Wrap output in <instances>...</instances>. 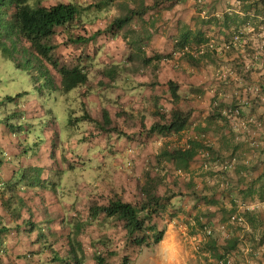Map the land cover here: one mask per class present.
<instances>
[{
	"label": "crops",
	"instance_id": "0c3cea01",
	"mask_svg": "<svg viewBox=\"0 0 264 264\" xmlns=\"http://www.w3.org/2000/svg\"><path fill=\"white\" fill-rule=\"evenodd\" d=\"M255 1H260L263 5L250 7L249 4ZM69 2L79 7V14L82 12L89 14L87 18L81 16L75 22L78 26L75 29L82 25L78 31L83 29L82 34L86 38L93 35L90 30L98 29L99 24L106 29L113 22L106 14L110 9H114L110 5L98 7L93 2L85 7L78 0L63 3ZM197 2H203V5H198ZM141 3L142 0L138 2L139 7ZM246 5L249 7H245ZM145 6L149 7L141 18L145 21L138 22L135 26L139 29L138 32L143 31V34L148 32L150 35L149 40L145 41L148 47L146 58H151V54L154 53L164 55L171 53V59H153L151 63L147 65L143 63L142 68H137L134 60L136 56L131 53L133 51L127 44L128 39L126 41L121 36L106 34L104 38L108 41L97 52L95 51L97 41L87 46L81 45L80 51L84 50L86 53L82 54V59L75 64L85 69L88 81L71 92L77 94L95 90L98 93V97L89 99L84 112L92 119L102 121L103 113L106 111L113 122L112 126L120 128L124 133L111 132L108 135L105 132L111 127L109 129L106 127L108 130L103 129L102 132L96 124H88L84 115L79 114L81 123L77 126V133L80 136L70 141L71 147H68L64 157L56 154L62 158L58 160L57 167L56 162L49 159L50 149L46 147L41 148V153H35L30 161L23 160V162L28 166L42 168L44 178L49 179L50 173H55V182L58 181L65 189L66 202L62 204L63 196H58L55 189L50 192L47 190L43 194L38 191V195L40 193V196H45L44 206L50 214L54 215L58 212L64 216L65 221H69L72 217L77 218L78 215L84 214L85 206L89 205L90 199L96 193V186L100 185V183L95 185L87 183L88 181L82 177L86 168L89 167L93 171L94 168L98 169V166L91 164V160L95 163L94 159L99 157L100 162L105 164L104 167H108L112 162L117 167L120 165L119 156L129 155L127 148L130 141L145 140L146 137L149 149L142 151L140 161H143L151 153L152 142L167 137L148 135V133L144 136L140 133L141 127L145 125L148 130L160 120L157 112H167L166 108H171V111L173 109L190 111L188 125L181 132L186 134L184 137L186 147L189 140H196L205 147L198 152L189 169L184 172L189 180L199 175L205 182L206 189L203 190V194H199V198L193 196V193L187 198L189 208L190 203L196 204L195 202L200 201L191 209V212L195 210L197 214L193 215L195 223H187L190 226L189 232L192 235L194 233L193 238L190 237V243L193 240L201 242V251L197 256L186 252L187 255L177 257V264H262L259 261L261 257L256 256L259 254H254L258 258L256 260L249 254L250 249L247 246L243 249L239 243L246 232L252 234L247 233L246 236L252 240V243L253 233L259 230L264 232V40L259 39L260 34L257 32L259 28L257 19L262 18L264 0H171V6L165 8L145 0ZM134 8L136 7L131 6L128 10ZM187 31L201 32L203 39L208 41L205 44L192 45L186 50L195 57H200L203 53L211 54V60L202 61L199 67L191 66L182 59L185 50L181 51L182 53L175 52L176 43ZM115 66L118 73L111 80L105 73ZM151 68L157 70L152 72ZM197 74L207 79L216 76L220 81L214 83L211 80L206 81ZM54 78L56 89H61V79L57 74ZM231 79L236 81L235 87L229 86ZM169 81L175 82L179 87L180 102L177 103V107L172 104L173 100L167 85ZM247 91L250 92L248 95L252 101L246 102L242 107V116L237 122L228 120L224 114L228 107L227 102L241 103ZM80 95L86 99L85 94ZM160 96H163V99L159 104H155L154 101L159 100ZM166 100L171 104L165 105L164 108L160 107ZM217 100L221 102L220 107L216 106ZM72 119L74 121L75 117L73 116ZM128 119L132 121L130 127ZM76 123L72 122V125L75 126ZM49 140L51 141L52 138ZM89 141L92 143V150L87 146ZM99 148L104 149L103 153L97 152ZM52 150L56 152L54 148ZM105 154L110 159L105 158ZM136 154V157H139V151ZM114 180H116L115 175ZM104 184L106 190L117 188L116 183L112 186L104 181ZM52 196L56 201L54 204ZM212 201L216 204L211 205ZM40 203L42 206L40 197H36L31 205ZM223 204L237 209L234 214L229 215V218L232 217L233 220L237 218L236 224L245 230L237 231V228L229 227L225 214L215 211L214 208L220 207L218 209L224 212L221 209L224 208ZM63 206L67 210H63ZM203 206L206 209H203ZM203 210H205L204 214L200 213ZM175 224L176 221L171 219V249L174 254L179 243L177 235L188 230L185 225V228L179 227L177 231ZM194 224L199 228L204 226V230L208 227L213 229L214 237L217 235L216 232L234 238L241 233L242 235L237 239L238 243L234 250L228 251L225 255L220 250L224 258L218 260L213 256L216 252L210 251L206 244L212 240L216 241L218 246L221 244L214 238L209 241L201 239V231ZM168 232L170 230L165 232L159 244L163 243ZM156 248L157 246H154V250Z\"/></svg>",
	"mask_w": 264,
	"mask_h": 264
},
{
	"label": "rangeland",
	"instance_id": "374dc122",
	"mask_svg": "<svg viewBox=\"0 0 264 264\" xmlns=\"http://www.w3.org/2000/svg\"><path fill=\"white\" fill-rule=\"evenodd\" d=\"M66 1L73 0H29L30 4L40 3L42 6H51ZM98 1L99 0H78V2H81L85 7H87V5L91 3L93 4V2L97 3ZM148 1L152 4L158 2L159 6H162L164 8L171 6V0ZM138 2H140V0H113L111 2L112 5L110 4V6L114 9H110V12L106 13L107 18L110 19V21H114L117 18L125 17L128 13V7L135 6L136 8H139ZM257 2L261 4V6L263 5L260 1H255L254 3ZM197 3L198 5H203V2ZM8 8L10 7L8 6ZM8 8L7 6H5V4H0V24L4 19V16L7 15ZM261 13L262 18L257 19V24L259 26L257 32H259L260 34H258L259 39L264 40V10H261ZM87 15L89 14L82 12V14H78L75 21H73V23H71L68 27L57 29V35L54 38L55 43L59 45L58 50L55 49L53 55L55 59H58L59 64H65L67 66L74 67L75 64H77L80 59H82V54L86 53L84 50L82 52L80 51V45L73 44L71 40L69 41L68 39L85 37L84 34H82L83 29L81 31H78L80 30V27L82 25L79 26V28L75 29V27H78L77 25H75V22H77V20H79L81 16L87 18ZM144 21L145 20H142L141 18L140 20L134 18L128 25H126L117 33V36H121L126 41L128 39L127 44L130 47L132 46L131 49L133 52L131 53H134L133 55L136 56L134 60L135 66L137 68H142L141 66L143 64V60L147 59L146 54L148 51V47L145 41L149 40L148 38L150 35L148 32L144 34L143 31L138 32L139 29H137V26H135L138 22ZM98 27V29L90 30V32H92L93 34L96 33V38L93 42L94 44L97 41L95 43L96 52L97 50H99V48L102 47V45H104V43H107L108 41H105L104 35L110 34L108 32V28L103 29L100 24L98 25ZM1 30L2 29L0 28V31ZM0 41V43H6L5 41L9 40H6L2 37L0 38ZM7 44L8 46H10V43ZM24 47L25 46H23L22 44H18V51L13 48L15 50L13 54L15 58L10 56L9 54L4 53V48H0V120H2V123H4L3 120H5L11 126L10 140L18 144L19 148L21 149V152L19 153L21 155H12L9 160L11 163L16 164H19L23 160L30 161L34 157L35 153H41V148L46 147L50 149L49 159L56 162L57 167L58 160L62 158L56 154L64 157L68 147H71L70 141L80 136L79 133H77V126H80L81 123L79 121V114L82 116L87 115V113L84 112V108L87 107V102L91 97H98V93L95 90H88V93L78 92L77 94H74L72 92L64 93L60 89H56L54 84V82L56 81H54L53 79H55L54 77L57 72L49 70V73L51 74H46L45 69L42 67V64L33 59L29 60L27 55H23L21 53ZM186 50L188 49H185L184 52H187ZM178 51L182 53L180 50ZM158 55L164 56V54L154 53L153 55L151 54V57L157 60ZM16 60L21 64L20 66L17 65ZM40 67H42V72L39 69ZM156 70L157 69L151 68L152 72H155ZM197 75L201 79L206 81L211 80L213 81V83L220 81L216 78V76L214 78L211 77V79H207L203 78L200 74ZM229 82V86L235 87L236 81L234 79H231ZM249 84L250 83L248 82V87L250 86ZM249 93V91L246 92V96H243L245 97V99H243L241 103H239V101L227 102V108L236 106L244 107L246 102L252 101V99H250L248 95ZM80 94H85L86 99ZM158 99L159 100L154 101L155 104H159V102H161L160 100L163 99V96H160V98ZM179 102L180 96L179 100L177 102L173 101L172 104L177 107V103ZM163 104L164 105H160V107L164 108L165 105L171 103L170 101L166 100V102L164 101ZM216 106H221V102H219V100H217ZM166 109L168 111L163 113L167 115L171 112V108ZM12 111H14V115L11 114ZM242 111L243 109L241 108V113L238 119L242 116ZM8 115H11L10 117L12 119L8 120ZM73 116L75 117L74 121H72ZM89 119L91 121L86 118V122H88V124H96L97 128H99L100 131L103 130L100 127L101 124H103V120H94L90 116ZM227 119L230 120L228 117ZM238 119H236V122L238 121ZM72 122H77V125H72ZM130 125H132V121L131 119H128V126L130 127ZM144 126L141 127L140 133L144 134L145 136V134L148 133V130H146ZM110 127H108V129L110 128L109 130L106 128V130L108 131L105 133L108 135L111 132H116L118 134L124 133L118 127L112 125ZM80 128L82 129V127ZM215 129L217 128L215 127ZM84 131H87L86 127ZM185 135V133L168 135L166 136V139L153 141L152 150H150L151 153L148 154V156L144 158L145 160L143 161H140V155L143 154L142 151L149 149L147 147V144L149 143L146 141V137L145 140L132 139L130 141L129 147L127 148L130 156L127 154L126 156H119L120 165H118L117 167L114 166V162L109 164L108 167H104L105 164H103L102 161L100 162L99 157L94 159L96 160L95 163L91 160V164H95V167L98 166V169L94 168L95 171H93L88 167L85 169L82 177L83 179H86V181H88L87 183H91L94 185L96 183H100V185L96 186V193H94L92 199H90L89 205L85 206V211L83 212V209L81 210L84 214L78 215L77 218L72 217L69 223H64L65 225L69 224L67 232H64L62 230L56 232V230H52L51 228L46 227L45 235L46 237L48 236V239L47 241H43V243L41 244V249H39L41 252H37V250L33 248V240H31V236L29 235V233L23 231L25 227L22 225L23 229L20 231L18 239L15 242L12 239L11 243L9 241L10 249L12 250V252L14 250L18 251L21 249L20 251L22 255L19 256L20 258L24 259L26 264H54L53 254H51L49 251L44 254V251H46V247L43 244L45 242L50 243L52 247H54L56 250H59L60 253L65 254L64 252H62L63 250H61L62 242L60 236L64 235L65 237L70 232H72L73 235L75 233V225L80 223L81 220H87L88 210L92 204L107 205L108 201L114 195H120L124 198V201L130 202L135 205H141L146 203L151 196H157L164 199L165 207L160 209L157 214L152 215V224H156L160 231L167 232V230H170L165 238V240L167 239L170 248L171 219L176 221L175 230L177 231L179 230V227L185 228L186 225L188 230L185 231V233L181 232L179 233V235H177L179 238V243L176 245L177 249L175 251V255L176 257H183L184 255H187L186 252H188L192 255L197 256L201 251V242L193 240V242L190 243V237H192L194 233L192 235V233L189 232L190 226L187 222L195 223V216L193 215L197 214L195 213V210H192L194 212H191V209H193V207H195L197 203H200V201L195 202L196 204L190 203L189 208V200L187 198L190 197V193H193V196L199 198V194H203V190L206 189L204 186L205 182L199 175L189 180L184 172L175 171L171 163L162 158V152L165 150L172 151L177 148L186 147L184 138ZM51 138L52 140L50 141L49 139ZM156 138L158 137L156 136ZM0 140L2 141V143L5 141L2 136L0 137ZM134 142H137L138 144ZM87 146H89V148H91L92 150L91 141L87 142ZM52 148H54L56 152L53 151ZM98 151H100L99 153H103L104 149L99 148L97 152ZM138 151L140 154L139 157H136V153ZM105 155V158H109L107 154ZM109 159L106 160L108 161ZM114 175L116 180H114ZM48 178L49 183L45 184V186L48 187V190H51L56 178L55 173H50ZM22 179H24V177H22ZM104 181L110 183V185L112 186H114V183H116V190H106L107 187L105 186ZM21 182L27 189L29 185L28 179ZM55 183L56 194L58 196H63V198L61 199V202L63 204L66 202V199L64 198L65 189L58 181ZM119 185H121V187ZM125 185L126 190H124ZM200 206H202V204H200ZM223 207L224 208H221L222 210L225 209L226 211H229L227 209H231L229 205L227 206L223 204ZM203 209H206L205 206H203ZM214 209L215 211H220L225 214V219L228 220L229 227L233 229L237 228V231H239V229L245 230L242 226L236 224L237 218L236 220H233L232 217L229 218L230 213H225L219 209L217 210L216 208ZM63 210H67V208L63 206ZM3 211L4 210L0 208V213L5 214L4 217H8L9 222H6L13 227L16 226L17 221L11 222L12 218L8 216V213ZM204 211L205 210L200 213L204 214ZM85 212H87V214ZM144 215L146 214H142V217H144ZM51 218H56V213H54ZM18 220H20V218H18ZM229 220H231L232 223L229 222ZM21 221L22 219L19 223H21ZM91 223L92 222L87 221L81 232H79L78 235L76 234L77 236H71L73 237L75 250L77 251V257L82 261V264H123L124 259H127L129 264H162L161 249L165 240L162 244L155 245L157 246L156 250H154V246H152L153 249H150L145 245L142 247H137L129 242L127 230L122 221H119L116 218H107L102 214L93 224ZM57 225H60V223H57ZM147 225H149L148 222ZM194 225L201 231V239L209 241L211 240V238H214L221 245H224L229 241H237V239H240L242 235L241 233L240 236H236L234 238L229 235L226 236L221 232H216L217 235L214 237L213 229L208 227L204 230V226L199 228L196 224ZM207 230L212 231L211 235L207 234ZM247 233L248 235H252L250 232H246V235L239 243L240 247L245 249V246H247L248 249H250L249 252L251 251L249 254L252 255L256 260L258 259L257 257H261V260L259 261L264 264V232L262 230H259L257 233H253V243L249 237H246ZM152 234L153 233L151 232L150 235ZM68 237H70V235L65 238L68 239ZM34 249L35 252H31ZM251 249H253V251ZM254 254L259 255H256L257 257H255Z\"/></svg>",
	"mask_w": 264,
	"mask_h": 264
},
{
	"label": "trees",
	"instance_id": "16d2710c",
	"mask_svg": "<svg viewBox=\"0 0 264 264\" xmlns=\"http://www.w3.org/2000/svg\"><path fill=\"white\" fill-rule=\"evenodd\" d=\"M112 1L113 0H99L96 5L98 7L109 6ZM0 4H5L7 8L8 6L10 7L8 8L7 15L4 16L0 24V28L2 29L0 31V38L3 37L9 40L5 41L6 43H0V48H4V53L14 57L13 54L15 50H19L18 44H22L25 47L22 49L21 53L27 55L29 60L33 59L42 64L46 74H51L49 70L57 72V76L61 79L60 90L64 93L71 92L88 81V74L85 72L84 68H80L79 66L70 67L65 64L61 65L58 59H55L53 55L55 49L58 50L59 45L55 43L54 38L57 35V29L66 28L75 21L80 10L77 5L70 2H61L51 6H42L40 3L30 4L29 0H0ZM156 4H158V2H156L155 5ZM252 5L258 6L261 4L258 2L249 4L250 7ZM249 6L246 5L245 7L248 8ZM148 9L149 7H146L145 1L142 0L139 8L129 9L125 17L115 19L108 27V32L112 36L117 35L118 31L128 25L132 19L136 17L142 18L147 13ZM95 38L96 33L89 38L79 37L77 39L69 38L68 40H71L73 44L87 46L93 43ZM207 42L208 41L203 39L201 32L194 33L192 31H187L180 36V39L175 45V52L178 50L183 52L186 48L189 50V47L192 45L197 46ZM7 43H10V46H8ZM13 48H15V50ZM171 58L172 54L170 53L164 56L158 55L157 60ZM182 58L191 66L199 67L202 61L206 59L211 60V54L203 53L200 57H195L191 52L187 51L183 54ZM153 59V57L144 59L143 63L147 65L151 63ZM16 62L18 66L21 65L17 60ZM42 67L39 68L41 72ZM117 73L118 71L115 66L108 69L105 74L107 78L113 80ZM167 85L173 101L177 102L179 100L178 85L173 81H169ZM11 114L14 115V111H12ZM10 116L8 115V120L12 119ZM157 116L160 120L155 122L148 129V135L168 136L179 134L186 129L191 112L173 109L167 115L163 113V111L157 112ZM84 118L85 120L86 118L90 120L88 115H84ZM3 121L4 123L0 120V137L2 136L5 140L3 143L2 141L0 142V208L8 213L10 218H15L13 220L11 219V222L17 221L18 224L16 223L14 227L8 224V217L6 218V216L4 217L5 214L0 213V264H26L24 259L20 258L22 255L21 249L12 252L9 245V241L11 243L12 239L14 242L18 239L20 231L23 229L22 225L25 227L23 231L29 233L31 240H33V248H35L37 252H41L39 250L41 249V244L48 239V236L46 237L45 235L46 227L56 230V232H59V230L67 232L69 224H66V226L64 223H69L71 218L69 221H65L64 216L58 212L56 213V218H51L53 214H50L48 209L45 208V196H40V193L43 194L48 190L45 184L49 183V179L43 177L42 168L38 166H28L23 161H19V164L10 162L9 158L12 155H21L19 154L21 149L18 144L10 140L11 126L5 120ZM111 125H113V122L105 111L103 113V124H101L100 127L105 130L106 127H110ZM187 146L188 147L177 148L172 151L165 150L162 152V158L170 162L174 170L185 172L189 169L191 162L194 161L198 152L205 149L203 144L196 140H189ZM22 177H24V179H22ZM26 179H28L29 182L27 189L21 182ZM55 185L54 183L49 192L54 191ZM38 191L40 192L39 195ZM36 197H40L42 206L41 203L38 205H31V202H33ZM52 197V203L54 204L56 201L54 196ZM215 204L216 203L212 201L211 205ZM164 207V199L157 196H151L144 204L135 205L124 201V198L120 195H114L108 201L107 205L92 204L88 210L87 220H81L80 223L75 225V233L73 235H78L87 221L93 224L99 216L103 214L107 218H116L124 223L128 240L132 245L137 247L145 245L151 248L159 244L164 238L165 232L160 231L156 224H152V215L157 214L159 210ZM232 207L231 209H227L229 211L224 209V212L230 213L231 215L234 214L237 209ZM246 211H244V213H246ZM142 214L146 215L142 217ZM18 218H20V220L22 219L21 223H19L20 220H18ZM147 222L149 225H147ZM57 223H60V225H57ZM149 232L153 234L150 235ZM69 235L70 237H68V239L65 238ZM73 235L72 232H70L65 237L64 235L60 236L62 242L61 250H63L62 252L65 254L60 253L59 250H56L50 243L46 242L43 244L46 247L44 254L47 251L53 254L54 264H82V261L77 257ZM206 245L210 251L216 252L217 255H213L215 258L223 260L224 257L221 255L220 250H222L225 255L228 251L236 248L237 241H229L225 243V245L218 246L217 242L212 240ZM35 249L31 252H35ZM123 264H129L128 260L124 259Z\"/></svg>",
	"mask_w": 264,
	"mask_h": 264
},
{
	"label": "clouds",
	"instance_id": "9594fccd",
	"mask_svg": "<svg viewBox=\"0 0 264 264\" xmlns=\"http://www.w3.org/2000/svg\"><path fill=\"white\" fill-rule=\"evenodd\" d=\"M162 264H177V257L170 247H165L161 254Z\"/></svg>",
	"mask_w": 264,
	"mask_h": 264
},
{
	"label": "built area",
	"instance_id": "2783aa9c",
	"mask_svg": "<svg viewBox=\"0 0 264 264\" xmlns=\"http://www.w3.org/2000/svg\"><path fill=\"white\" fill-rule=\"evenodd\" d=\"M241 106L229 107L225 109L224 114L232 121H236L241 113ZM212 233L211 230H207V234L210 235Z\"/></svg>",
	"mask_w": 264,
	"mask_h": 264
},
{
	"label": "bare ground",
	"instance_id": "6f19581e",
	"mask_svg": "<svg viewBox=\"0 0 264 264\" xmlns=\"http://www.w3.org/2000/svg\"><path fill=\"white\" fill-rule=\"evenodd\" d=\"M165 247H169V243H168L167 239H166L165 242L163 243V246H162L161 251H162L163 248H165Z\"/></svg>",
	"mask_w": 264,
	"mask_h": 264
}]
</instances>
